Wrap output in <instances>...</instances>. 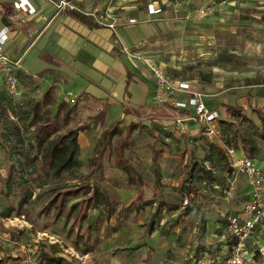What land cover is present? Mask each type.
Instances as JSON below:
<instances>
[{"label": "rangeland", "instance_id": "374dc122", "mask_svg": "<svg viewBox=\"0 0 264 264\" xmlns=\"http://www.w3.org/2000/svg\"><path fill=\"white\" fill-rule=\"evenodd\" d=\"M164 1L172 9L176 21L164 25V29L160 28V42H155L152 46L148 44L151 47H148V55L143 54L144 58L157 64L163 63L171 81L177 78L196 82L198 85H195L204 92H201L202 96L210 107H219L221 103L236 104L241 92H249L253 96L254 91L264 87V15L259 18L253 16L257 10L264 12V0H246L252 5L239 11L240 21L227 17L233 16V12L229 7L223 9V3L219 0L209 3L204 0ZM171 30L178 31L171 36ZM141 44L144 46L146 42ZM234 45L237 46V51L228 52ZM214 65H217L216 70L212 69ZM202 73H209L208 77L212 81H201ZM225 74L231 77L230 83L221 85L219 80ZM9 100L5 105L15 109L19 116L22 115L18 119L17 135L14 133L9 138L7 131H0V146L6 144L0 147V264H47L40 251L59 254L56 256L61 257L62 261L51 264H110V259L116 253L112 252L113 243L109 241L113 232L118 233L119 237L126 233L127 236L139 239L145 238L144 230L148 225H152L154 229L160 227L162 234L169 235L176 219L179 218L181 224L187 223L188 217L183 209L172 213L169 209L174 205L185 206L187 202L184 199L186 196L189 199L188 190L198 192L191 201L188 200V204L199 206L209 205V202H214L220 195L228 196L230 202L237 190L239 202L231 204L229 214H239L241 211L238 208L246 202L247 178L244 172L231 167L234 171L232 173L230 167L225 169L221 165L214 170L217 171L215 175L209 173L212 170L207 169L206 165L197 161L193 169L197 167L198 170L191 177L193 169L188 170V164L184 165L181 159L179 165H172L169 160H164L161 164L159 170L168 180L161 184L162 195L151 197L154 202L152 205L142 206L141 202L144 200L141 195L137 203H126L134 189L144 191L157 184L149 145L160 140H172V127L175 123L156 124L151 133L148 128L139 125L127 130L124 125L115 126L114 135L103 141L100 134L97 142L101 140L110 143V147H105L103 151L107 155L115 153L116 157L110 156L101 164L92 155L100 151V142L92 150L81 149L75 143L76 163L70 169L63 170L60 174H55L49 168L42 169L40 162L45 149L43 146L31 148L33 131L31 118L28 116L35 100L41 102L40 93L31 94V87L27 86L22 98ZM44 107L45 105H40L37 111L40 124L56 122L57 125H68V128L72 127L74 130L81 124L94 123L93 119L96 118L91 115L79 117L68 112L66 119L62 121L61 118V123L59 118L52 120L49 112L43 111ZM247 109L248 119L226 115L221 116V119L218 117L215 133L205 135L201 128L202 136L207 139H200L203 142L217 139L229 149L242 147L245 158H249L252 150L264 147V111L254 113L248 105ZM221 110L224 112V109ZM8 126L11 130V125ZM76 135L69 137L68 141ZM57 136L59 135L56 134L53 139ZM129 141L130 144H127L133 146L129 161L139 176V184L125 181L127 174L118 168L117 151L122 143ZM86 154L91 155V159L85 162L83 160H86ZM31 157H35L38 162H31ZM96 190L99 202L93 197ZM33 192L39 197L35 203L31 202ZM62 196L65 205L67 204L64 212L71 211L69 216H64L66 224L56 223L52 217L54 208L50 209L48 215L45 209L52 199L58 201ZM86 220H94L96 226H88ZM78 222L81 225L77 228ZM131 222V226L125 224ZM48 227L51 232L64 230L63 241L57 242L56 237L41 232ZM224 237L227 245L219 253L221 257L225 256L226 248L237 244L229 233ZM239 248V252L246 256L247 264H264V222Z\"/></svg>", "mask_w": 264, "mask_h": 264}, {"label": "crops", "instance_id": "0c3cea01", "mask_svg": "<svg viewBox=\"0 0 264 264\" xmlns=\"http://www.w3.org/2000/svg\"><path fill=\"white\" fill-rule=\"evenodd\" d=\"M14 1L16 0H0V3L7 11L11 10V13ZM60 1L29 0L36 11L32 15L26 16L24 22H11L9 13L7 15L9 24H4L2 21L4 14L0 13V29L3 26L9 27V39L5 45V52L16 63L13 66V73L18 79L19 90L17 95L10 94L3 75L0 74V131H7L6 135L9 138H12L14 133L17 135L18 119L22 114L19 116L15 109H10L5 105L10 101L9 99L22 98L27 86L31 87V94L40 93L42 98L44 92L52 87V94L49 99L51 103L49 102L43 109L46 113L49 112L52 120L59 118L61 122V118L63 121L66 119V115H69L68 112L79 117L85 115L96 117L93 119L94 123L88 122L87 125L81 124L75 128L77 129L82 125L86 126L85 129L77 131L75 142L79 148L85 150H92L100 142L98 146L100 151L92 155L101 164H104L110 156L116 157L115 153H111L112 155L108 153L107 155L103 151L105 147H110V143L101 140L97 142L104 130H111L115 126L121 127L123 125L126 126L127 130L134 125L136 127L139 125L148 128L151 133L156 128V124L168 123L171 125L175 123L172 127V140H160L151 142L149 145L150 160L155 164L157 184L154 188H146L144 191L139 190V188L134 189L130 192V198L126 203L135 201L137 203L141 195L143 197L141 199L144 200L141 205L149 207L154 203L151 200L153 195H162L161 184L168 180L164 173L159 170L164 160H169L172 165H179L182 159L184 165L188 164V170H192L197 161L202 162L207 169L212 170L209 173H215V175L217 171L214 170L223 165L225 169L230 167L231 172L234 173L231 169V167L236 169L233 160L245 158L244 149L242 147L229 149L225 143L217 139L203 142L200 139L203 137L200 132V124L189 119V117H185V113L192 115V110H177L169 104L155 103L153 101L155 86L151 73L138 59L128 55L124 50L127 48L141 56L143 54L148 55V47L154 45L155 42H160V28L164 29V25L167 26L171 24V21H176L172 9L165 4L164 0H140V2L135 0H66L76 9L67 7L59 9L56 4ZM211 1L204 0L206 3ZM219 1L223 3V9L229 7L231 13L233 12V16L227 17L239 21L241 18L238 15L239 11H243L245 6L250 8L252 5L246 0ZM150 3L160 7L161 12L148 13L147 5ZM76 13L82 18L77 17ZM263 15L264 12L259 10L253 14L257 18ZM131 18H135L137 22L129 24L128 20ZM245 18L248 19V17ZM233 31L235 30L233 29ZM176 32L171 30V36ZM237 32L236 29L235 33ZM143 41L146 42L144 46L141 44ZM236 51L237 46L234 45L228 52L235 53ZM159 65L168 75L165 65L161 62ZM216 68L217 65H214L212 69L216 70ZM201 75H203L201 81H212V78L208 77L209 73L206 75L202 73ZM229 80L231 77L225 74L219 82L221 85H228ZM173 81L175 83L185 82L189 87V92H180L177 95L178 99H186L190 92L204 93L193 80L173 78ZM259 88V90L254 91L253 96L249 92H241L237 96L236 104L221 103L219 107H210L205 99L206 105L218 113L219 119L225 115L226 117H234L225 110L224 105L240 106L248 118L247 105L251 106L252 111L254 108L260 109V112L264 111V87ZM35 101L37 103L39 100ZM36 103L32 104L28 114L31 118V131H33L31 132V148L43 146L46 150L58 138L73 129L72 127L68 128V125L56 124V132L41 145H38L34 134L42 124L37 119L33 120L38 111V108L34 109ZM163 106L166 108L163 109ZM221 108L224 109V112ZM172 109L176 111L172 112ZM38 115L36 116L38 117ZM145 116H160L161 119L152 122L144 119ZM178 117L180 118L178 119ZM8 124L11 125V130ZM56 134L59 136L53 139ZM156 136L157 133L154 134V137ZM130 141L122 143L118 153H121L123 159L131 165L129 155L132 153L133 146L127 144H130ZM67 142L68 138L64 140L63 144ZM3 146L6 144H1L0 147ZM260 148L261 146L252 150L248 157L261 166L264 171V147ZM229 150H232V153H229ZM12 157L14 158V156ZM90 157L91 155L86 154V160L83 161L86 162L87 159H91ZM42 160L43 158H41L40 164H42ZM31 162L36 164L38 161L35 157H31ZM49 169H52L55 174H60L63 171L56 173L53 168ZM197 170L198 168L195 167L190 176L192 177ZM179 178L181 179V176ZM124 179L127 181V176ZM157 186L159 188L156 189ZM245 189L247 202L249 199L247 182ZM234 193L230 202L228 196L220 195L214 202H209V205L199 206L192 203L188 204V200L191 201L194 194H198L197 191L193 193L188 190L189 199L187 196L184 199L187 204L185 206L174 205L169 209L171 213L183 209L188 221L181 224L180 219H176L173 231L169 235L162 234L163 231L160 227L154 229L152 225L145 228V238L138 239L135 236H127L126 233L119 237L117 236L118 233L113 232L109 241L113 243L112 252L116 253L114 258L110 259V264H209L212 259L221 257L219 253L221 254V250L227 245L224 236L228 233L226 230L227 217L230 215L228 209L231 208L232 203L239 202L237 190ZM183 194L185 195V192ZM37 200L39 197L33 192L31 202L35 203ZM62 200L64 202L63 196L58 201L52 199L53 203L49 205L50 201L45 209H47L46 214L48 215L50 209L54 208L52 217L56 223L66 224L67 219L64 216L68 211L66 213L63 211L62 216L55 218L56 206ZM66 206L67 204L65 210L67 209ZM242 207L241 205L238 208L239 211ZM86 221L88 226H96L94 220ZM92 221L94 222L92 223ZM67 224L70 225V223ZM125 224L131 226L132 222ZM80 225L76 227L78 228ZM51 231L48 227L42 229L41 232L56 237L55 241L57 242L63 241L64 230L63 232ZM43 254L54 256L59 258L60 262L62 261L61 257L56 256L59 255L57 253Z\"/></svg>", "mask_w": 264, "mask_h": 264}, {"label": "built area", "instance_id": "2783aa9c", "mask_svg": "<svg viewBox=\"0 0 264 264\" xmlns=\"http://www.w3.org/2000/svg\"><path fill=\"white\" fill-rule=\"evenodd\" d=\"M56 7L76 9L66 0H61L56 4ZM35 11L29 0H16L13 2V11L9 18L11 22H24L26 16L34 14ZM147 11L150 14H156L161 12V8L150 3L147 5ZM136 22L135 18L128 20L129 24ZM8 33V26H3L0 29V74L3 75L10 94L17 95L19 93L18 79L13 73V66L16 63L5 52V45L9 39ZM124 50L128 55L138 59L151 73L155 86L153 94L155 103L169 104L176 109L192 110L193 114L187 117L198 122L205 134L211 136L215 133L218 113L207 107L201 93L190 92L186 99H178L177 95L180 92H189L187 83L171 81L163 68L156 62L147 60L140 54L132 53L127 48ZM229 153H232V150H229ZM233 165L246 175L249 199L239 214H230L227 217L226 230L237 244L232 245L229 249L226 248L224 257L212 259V264H247L246 256L239 252V246L246 243L256 228L264 222V171L262 167L250 158L233 160Z\"/></svg>", "mask_w": 264, "mask_h": 264}, {"label": "trees", "instance_id": "16d2710c", "mask_svg": "<svg viewBox=\"0 0 264 264\" xmlns=\"http://www.w3.org/2000/svg\"><path fill=\"white\" fill-rule=\"evenodd\" d=\"M77 17L82 18L81 15L76 13ZM52 94V87H49L43 94L41 102H37L34 106V109L36 110L40 105H47L50 102V96ZM165 105V104H163ZM225 110L232 116L238 117L241 119H248L246 114L244 113L243 108L240 106H232V105H224L223 106ZM178 110V109H177ZM175 109H172V112H175ZM254 112L259 113L260 109L254 108ZM37 114L33 117V120L35 121L37 119ZM189 116L188 114L185 113V117ZM144 119L146 120H151L154 122V120H160V116H145ZM86 126H80L79 128L72 130L68 132L66 135L61 136L58 138L57 141L53 142L50 147H48L45 150V153L43 155V160L41 167L43 168H53L56 173H58L61 170L65 169H70L72 165L75 164L74 156H75V151H76V145H75V137L70 138V140L66 143L63 144L64 140L66 138L71 137L72 135H75L78 130L85 129ZM57 126L56 123H45L42 124L37 128L35 131V140L38 145H41L43 142H45L53 133L56 132ZM115 134V128H112L111 130H104L102 132V138L103 141L109 138L110 136ZM117 159H118V168L124 171L127 174V182L129 184H139L138 176L135 173L134 168L127 163L124 159L121 153H118L117 151ZM60 158V162L58 163V160ZM158 186L156 187V189ZM158 196V195H157ZM94 199L97 201L99 200L98 196V191L96 190L93 195ZM53 201L49 205H51ZM65 209V204L62 201H60L57 206H56V212H55V218H58L63 215V211ZM71 211H68L65 215L69 216ZM41 257H43L46 261L47 264H51L52 262H60L59 258H56L54 256L46 255L41 253Z\"/></svg>", "mask_w": 264, "mask_h": 264}, {"label": "water", "instance_id": "95a60500", "mask_svg": "<svg viewBox=\"0 0 264 264\" xmlns=\"http://www.w3.org/2000/svg\"><path fill=\"white\" fill-rule=\"evenodd\" d=\"M0 13H3L4 15L2 16V21L4 24H9L8 19H7V15L10 13L11 10L7 11V9L5 7H3V5L0 3Z\"/></svg>", "mask_w": 264, "mask_h": 264}]
</instances>
